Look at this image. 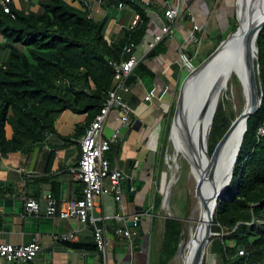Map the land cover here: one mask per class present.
<instances>
[{"label": "trees", "instance_id": "trees-1", "mask_svg": "<svg viewBox=\"0 0 264 264\" xmlns=\"http://www.w3.org/2000/svg\"><path fill=\"white\" fill-rule=\"evenodd\" d=\"M35 2L37 11H28L19 8L16 3L11 4L14 16L0 8V34L10 40L2 46L11 50L9 60L0 66L2 155L33 150L55 130L58 117L65 110L87 113L94 119L113 87L114 70L109 60L126 58L125 46L134 44L137 48L147 36V19L144 17L137 28L128 31L123 41L113 43L105 36L104 19L92 18L87 11L67 0ZM230 24L232 32L238 25L236 16L230 18ZM225 38V34H218L215 48ZM257 46L262 104L248 120L233 178L218 200L212 225L215 235L210 239L205 264H213V261L214 264H264V135L258 137L257 134L264 124V27L257 38ZM165 50L166 47L160 42L146 57H154ZM138 77H153V72L143 60L138 63L128 84L132 85ZM130 103L132 106L136 104L132 100ZM175 108L176 103H173L169 113L163 115L168 119L169 131ZM234 119L233 112L228 111L226 104L220 101L209 135V154ZM113 150L112 147L108 152L109 159ZM79 182L83 187V195L85 184ZM155 183L153 209L150 212L148 206L143 209L145 228L142 223L135 227L134 245L140 246L148 236V218L152 221L151 235L156 231L164 192L160 189L159 177ZM144 185L145 182L140 181L138 191ZM179 203L184 217L164 219L158 253H155L154 243H151L148 264H151L153 254L156 264H169L186 237L184 221L190 211L187 200H180ZM61 204L58 201V205ZM239 248H244L248 254L239 255ZM146 252L147 249L145 255Z\"/></svg>", "mask_w": 264, "mask_h": 264}, {"label": "crops", "instance_id": "crops-1", "mask_svg": "<svg viewBox=\"0 0 264 264\" xmlns=\"http://www.w3.org/2000/svg\"><path fill=\"white\" fill-rule=\"evenodd\" d=\"M67 1L80 9L85 5L87 13L96 20L104 19L105 36L113 43H120L125 39L136 13L147 19V36L135 48V52L153 72V77H138L132 83V91L126 94V98L135 101L140 116H135L136 122L132 128H123L125 135L118 144L113 145L114 150L110 154L113 166L128 170L129 165L135 162L131 182L137 191L135 200L130 202L127 199L126 188H123L122 202L117 201L112 193L97 200L93 214L98 218V225L105 227L106 236L109 238L105 253L95 245L92 224L82 225L73 218L62 219L46 214L45 196L49 192L55 194L60 203L83 197L82 184L74 178L72 168L78 165L81 157L80 142L93 117L87 113L65 110L58 117L55 130L33 150L0 154V242L22 244L29 243L34 238L38 239L42 249L33 264H148L147 252L153 237L150 233L151 218H148V236L141 243V249L133 247L131 240L115 234L117 228L128 226L129 221L137 214V206L145 209L149 203L152 170L146 163L151 143L154 142L151 135L158 126L161 113L164 115L172 103L169 91L161 99L153 98L151 101H145V94L155 90L159 95L167 85L170 89L179 85L195 67L193 59L200 57L202 51L207 58L217 48L215 46L218 34L231 33L230 18L236 16V0ZM166 1L171 4L179 2L181 16L171 24L173 36L162 41L166 47L165 52L146 57L149 42L160 34L163 23L168 22L165 16ZM119 2H123L125 6L119 8ZM14 3L28 11L38 9L35 0H15ZM193 18L198 26L194 33L185 26V21ZM8 42L10 40L0 34V66L10 58V48L2 46ZM119 116L117 110L111 111L104 131L105 137L110 136L120 126ZM145 129L148 130L146 135ZM140 181H144L145 185L138 191ZM27 198H35L40 203L41 211L38 215L26 213ZM143 216L144 213L142 219ZM141 223L145 228V222L141 220ZM68 232H75L76 239H53L54 234ZM76 243L80 245L75 246ZM0 264L16 263L0 258Z\"/></svg>", "mask_w": 264, "mask_h": 264}, {"label": "built area", "instance_id": "built-area-1", "mask_svg": "<svg viewBox=\"0 0 264 264\" xmlns=\"http://www.w3.org/2000/svg\"><path fill=\"white\" fill-rule=\"evenodd\" d=\"M14 1L0 0V8L4 12L13 15L11 4H14ZM166 2L165 16L168 22L163 23L160 34L156 35L149 42L147 53L162 42L164 38L173 36L171 24L181 16L182 9L179 2L177 4L168 3L169 1ZM118 6L119 8H123L125 4L119 2ZM81 10L86 11L85 5H83ZM142 22V15L136 13L128 31L134 30ZM185 26L192 33L198 29L194 18L186 20ZM135 48L136 46L134 44L126 45L124 48V53L127 55L126 58H113L109 60V64L114 70L113 87L109 91L101 111L91 121L81 139V158L78 165L72 168V173L76 180L82 181L85 184L83 197L72 199L58 205V200L52 193H47L45 196L46 214L48 216L62 219L73 218L82 225L92 224L94 227V240L104 253L106 252L109 238L106 236L105 227L98 225V218L94 216L93 212L97 206V200L103 195L112 193L119 202H122L124 197L123 184L128 177L127 170L120 166H113L107 153L125 135L123 128H132L134 126L133 123L136 122L134 121L135 116L138 118L140 116L137 113V107L132 106L126 98V94L131 93L133 88V85L128 84V80L141 61V58L135 52ZM187 63L192 67L189 60H187ZM169 89L170 86L167 85L159 95L157 91L151 90L145 94V101H151L153 98L161 99ZM112 110L119 112L120 116L118 120L120 121V126L110 136L105 137L104 131ZM257 134L258 137L264 135V124L259 128ZM147 206L149 207L148 212H150V209H153V205L149 202ZM25 210L29 215H38L41 211V205L37 199L28 198L26 199ZM142 215L137 213L132 218L135 222L134 228L137 226L136 222L142 219ZM115 234L131 240L133 247H139V245H134L133 243V235L136 234V231H132L130 227L117 228ZM53 239L56 241H72L76 239V234L75 232L58 233L53 235ZM41 249L42 245L36 238L29 243L22 244L0 242V258L10 263L33 264ZM238 253L239 255L248 254L244 248H239Z\"/></svg>", "mask_w": 264, "mask_h": 264}, {"label": "bare ground", "instance_id": "bare-ground-1", "mask_svg": "<svg viewBox=\"0 0 264 264\" xmlns=\"http://www.w3.org/2000/svg\"><path fill=\"white\" fill-rule=\"evenodd\" d=\"M262 9H264V0H237L238 19L243 26L241 32L231 39L210 63H207L186 82L183 92V106L187 108L173 124L171 133L173 144L190 163L193 171L192 178L196 183L197 194L199 195V201L194 209L199 224L198 235L206 224V211L201 205L199 179L201 175L204 176L210 193H215L216 188L224 183L223 177L212 175L211 157L207 142L208 119L204 118L201 122L199 117L202 114H206V116L211 114L214 107H218L222 96L230 91V82L233 77L238 78L244 99L243 109L238 116L248 107L249 96L245 76V51L242 45V33L246 27L257 21L255 14ZM232 95L236 101L235 93L232 92ZM241 126L240 124L237 127V135ZM235 144L236 141L233 142L232 147ZM210 174L213 176L212 178ZM194 217L193 220H195ZM195 246L196 240L192 232V236L176 260L181 264H189Z\"/></svg>", "mask_w": 264, "mask_h": 264}, {"label": "water", "instance_id": "water-1", "mask_svg": "<svg viewBox=\"0 0 264 264\" xmlns=\"http://www.w3.org/2000/svg\"><path fill=\"white\" fill-rule=\"evenodd\" d=\"M237 6V0H236ZM236 17L238 19V13L236 8ZM257 19L252 25L245 28L242 33V45L245 51V76L248 84V96H249V104L248 107L239 115L236 116L235 119L232 121L230 127L226 131V133L222 136V138L218 141L215 145L214 149L210 153L211 161H210V168L212 170V175L223 177V184L218 188H216L215 193H210L208 186L206 184L205 178L201 175L199 179V188H200V198H201V205L202 208L206 211V224L204 225L203 229L198 235V221L196 220V226L194 229H191L190 233L184 240L180 243L179 249L174 258H177L180 252L183 250L184 245L192 236V232L194 234L196 240L195 251L191 258L189 264H205V256L207 253L208 245L210 243V239L215 233L212 230L214 214L218 207V200L224 195L226 190L228 189L230 182L234 175V168L237 162L238 155L241 150L242 142L244 139V135L247 131L248 127V120L249 118L255 114L262 104V93H261V84L259 81V49L257 46V38L264 27V9L260 10L258 13L255 14ZM242 22L238 19V25L224 40L220 42L217 48L207 57L205 58L200 64L194 67L187 76L182 80L179 91L177 95L176 101V109L174 118L172 121V128L175 120L179 118L183 111L185 112L186 108L183 106V92L186 82L192 78L199 70H201L207 63H210L217 54H219L229 43L231 39H233L237 34H239L242 30ZM217 110V106L214 107L211 114H202L199 119L207 118L208 119V127H207V142H209V135L212 128V123L214 120V116ZM241 126V130L237 135V127ZM172 133V130H171ZM236 141L234 147H232L233 142ZM133 165H129L127 170V179L124 181L123 188H126V196L130 202L135 200L136 196V189L132 187V178H133ZM211 175V174H210ZM210 176L211 178L213 176ZM143 206H137L136 211L141 215L144 213ZM194 211L191 212L188 221L191 223L193 221ZM142 220V219H141ZM141 220L137 221V225L141 224ZM134 220L131 219L128 223V227L131 228L132 231H135L134 228ZM185 228V226H184ZM194 230V231H193ZM141 249V246L136 247Z\"/></svg>", "mask_w": 264, "mask_h": 264}, {"label": "rangeland", "instance_id": "rangeland-1", "mask_svg": "<svg viewBox=\"0 0 264 264\" xmlns=\"http://www.w3.org/2000/svg\"><path fill=\"white\" fill-rule=\"evenodd\" d=\"M228 34L225 33L226 36ZM204 56L205 53L203 54L202 51L200 53V57L198 58L196 57L195 59H193V63L195 67L198 64H200L199 62L201 60L205 58ZM184 76L185 74H183V78ZM179 86L180 84L174 86L172 89L169 90L172 97L171 105L173 103H176L177 101ZM232 92L235 93L236 101L233 98ZM220 101L226 104L228 111H232L235 117L238 116V114L242 111L243 109L242 107L244 105V99L242 96V87L238 78L236 77L232 78L230 82V91L225 95H223ZM171 105L169 106V108L171 107ZM169 108L166 111L167 114L169 113L168 112L170 110ZM167 121H168L167 117L164 118L163 114L161 113L157 121L158 126L155 127V129H153V133L151 135L152 139H154L153 140L154 142L151 143L152 147L148 152V160L146 163V166L150 168V170H152V176H150L152 177L151 180L152 182L148 193V202H151V205L153 203L154 191L156 188L155 180L157 179V177H159V181L161 185L160 189L164 192V202L161 209L159 210L158 213L159 218L157 220L156 231L152 237V243H154V250L156 254L158 253L162 241L164 219L166 217H179V218L184 217V215H181L183 212L182 209L179 208L180 200L182 201L187 200L190 214L191 212L194 211L195 206L199 201V195L197 194L196 183L192 178L193 171L191 170L190 163L184 157V155L180 151H178V149H176V147L174 146L171 138L172 124L170 126V131H169ZM160 122L161 124L159 125ZM145 130H146L145 131V135H146L148 134L146 133L148 132V130L147 129ZM167 131H169L168 135H167ZM166 135H167V141H166V147L164 148V138L166 137ZM146 138H147L146 139L147 142L148 136ZM150 211H152V209H150ZM189 216L184 221L186 237L190 233L191 229H194L195 228L194 226H196L197 215L195 216L194 214L195 220H193L191 223L188 221ZM147 254L149 258V251L147 252ZM154 259H155V255L153 254L151 264H156ZM206 263H207V259H206ZM212 263L214 264V261ZM169 264H181V263H179L176 260V258H174Z\"/></svg>", "mask_w": 264, "mask_h": 264}]
</instances>
